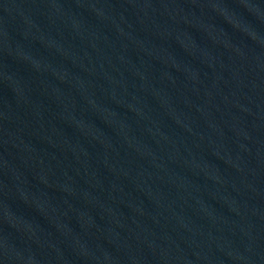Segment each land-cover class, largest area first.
<instances>
[{
    "label": "water",
    "instance_id": "obj_1",
    "mask_svg": "<svg viewBox=\"0 0 264 264\" xmlns=\"http://www.w3.org/2000/svg\"><path fill=\"white\" fill-rule=\"evenodd\" d=\"M0 264H264V0H0Z\"/></svg>",
    "mask_w": 264,
    "mask_h": 264
}]
</instances>
